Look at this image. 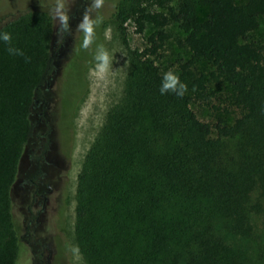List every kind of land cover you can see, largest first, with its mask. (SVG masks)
<instances>
[{
    "label": "trees",
    "instance_id": "1",
    "mask_svg": "<svg viewBox=\"0 0 264 264\" xmlns=\"http://www.w3.org/2000/svg\"><path fill=\"white\" fill-rule=\"evenodd\" d=\"M238 1L110 5L104 22L114 24L128 71L78 175L74 241L86 264H264V38L250 40L264 0ZM199 4L210 10L202 22ZM34 5L15 6L0 25L11 34L0 39V264H19L12 191L34 134L32 108L56 68L52 16ZM129 23L144 47L131 46ZM170 23L192 54L177 62L183 97L160 93ZM201 60L214 65L209 77L197 72ZM220 79L242 111L233 124L203 122L191 108L209 106L207 84Z\"/></svg>",
    "mask_w": 264,
    "mask_h": 264
},
{
    "label": "rangeland",
    "instance_id": "2",
    "mask_svg": "<svg viewBox=\"0 0 264 264\" xmlns=\"http://www.w3.org/2000/svg\"><path fill=\"white\" fill-rule=\"evenodd\" d=\"M35 0H0V25L13 16L14 7L32 3ZM118 0H105L104 8L93 9L91 16L95 19L97 16L103 17L102 23L96 27L95 42L91 45L92 49L97 50L98 45H103L113 57V68L103 78L95 74V63L91 64L84 77L82 74L77 75L78 66L66 54H72V51L83 54L87 49L82 47L84 35L77 29L82 21L85 9H88L92 0H64L68 15L70 16L69 31L58 36L60 31L58 21L54 19L52 9L56 0H37V5L33 8H39L48 12L53 19V42L52 51L55 58V70L42 88L43 97L39 106L32 108L31 120L34 124L39 125L43 120L42 112L46 111V119L53 117L61 118L64 122L68 107L74 98H80L77 105L73 108L72 129H73V171L71 173L70 201L68 208V224L71 231L73 242L72 264H86L80 254L74 241L75 226V208H76V190L78 175L84 158L100 132L109 109L115 105L123 96L124 82L128 71V58L124 47L121 45L118 35L115 31L114 24L104 22L109 16L110 5H114ZM179 0H172L171 5L177 7ZM246 0H239L237 3H245ZM198 20L205 21L209 14V6L199 4ZM165 12H167L164 9ZM154 31V26L147 24L146 35ZM168 38L166 40L162 56L157 59V65L163 74L169 70L179 75L177 62L178 60L188 61L192 54L189 49L182 44L187 34L176 24L170 23L167 27ZM128 38L133 48L144 47L145 37L135 32L133 23H129ZM264 38V20L261 21L258 29L250 34L251 41H261ZM66 42V43H65ZM70 54V55H71ZM198 73L209 77L210 72L214 70L212 62L201 60L196 64ZM79 72V71H78ZM209 79V78H208ZM207 105H202L196 101L191 104L192 110L198 118L207 123H216L218 119H224L229 124L241 116V109L232 104L230 101L231 90L228 84L220 79L218 81L208 82ZM194 96L193 92H188ZM78 98V99H79ZM62 114V115H61ZM44 123V121H43ZM15 207V203L13 202ZM19 264H22L19 259Z\"/></svg>",
    "mask_w": 264,
    "mask_h": 264
},
{
    "label": "flooded vegetation",
    "instance_id": "3",
    "mask_svg": "<svg viewBox=\"0 0 264 264\" xmlns=\"http://www.w3.org/2000/svg\"><path fill=\"white\" fill-rule=\"evenodd\" d=\"M70 54L66 55L76 63L79 68L76 74L82 77L96 62V51L91 47L83 54L76 51ZM47 87L50 88L49 81ZM78 98L68 107L64 122L62 116L46 119L47 112L43 111L44 118L39 125L34 124L33 137L24 150L12 191L22 264H72L68 208L74 167L73 107ZM39 104L36 99L35 107Z\"/></svg>",
    "mask_w": 264,
    "mask_h": 264
},
{
    "label": "clouds",
    "instance_id": "4",
    "mask_svg": "<svg viewBox=\"0 0 264 264\" xmlns=\"http://www.w3.org/2000/svg\"><path fill=\"white\" fill-rule=\"evenodd\" d=\"M105 4V0H92V4L88 9H85L82 21L78 25L77 29L81 31L84 35L82 47L88 49L95 42V29L102 23L103 17L97 16L95 19L92 18L91 12L93 9H101ZM54 19L58 21L60 26V31L57 33L58 36L69 31V20L68 10L66 9L64 0H56V4L52 9ZM0 39L6 43L11 42V34L3 33L0 34ZM17 50L9 49L10 53H15ZM22 54V53H20ZM96 61L95 64V74L100 78L105 77L110 70L113 68V57L109 54L108 50L104 48L103 45H98L96 54L94 56ZM188 91V87L185 83L181 82L178 74L169 70L163 76L160 93L165 95L168 93H173L178 97H183ZM195 91V88H193Z\"/></svg>",
    "mask_w": 264,
    "mask_h": 264
}]
</instances>
